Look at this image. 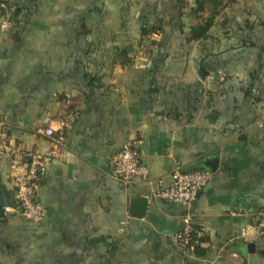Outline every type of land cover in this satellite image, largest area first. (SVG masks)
<instances>
[{
	"label": "crops",
	"instance_id": "0c3cea01",
	"mask_svg": "<svg viewBox=\"0 0 264 264\" xmlns=\"http://www.w3.org/2000/svg\"><path fill=\"white\" fill-rule=\"evenodd\" d=\"M155 1L0 0L8 205L13 165L25 151L50 154L38 190L47 215L37 224L6 211L0 264H264V237H241L264 211V0L228 4L209 38L192 42L182 30L196 19L152 15ZM158 15L161 39L142 43ZM73 112L55 144L45 130ZM134 139L149 177L125 187L114 158ZM214 156L219 168L190 208L155 197L176 168ZM134 196L149 200L144 218L130 214ZM187 216L206 237L199 254L176 242Z\"/></svg>",
	"mask_w": 264,
	"mask_h": 264
},
{
	"label": "built area",
	"instance_id": "2783aa9c",
	"mask_svg": "<svg viewBox=\"0 0 264 264\" xmlns=\"http://www.w3.org/2000/svg\"><path fill=\"white\" fill-rule=\"evenodd\" d=\"M9 21L3 23L2 29H9ZM78 118L76 112L68 114L60 123L59 129L48 128L45 135L52 138L57 145L66 140L67 131ZM262 126V125H260ZM50 154L42 152L25 151L21 164H14L16 170L13 175L14 195L13 202L5 208L6 211H18L25 219L34 223H41L47 215L46 208L38 201L39 184L42 180V169L49 160ZM114 179L123 186H129L135 179L147 180L149 170L140 160L139 141L130 140L114 158ZM213 174L205 169L184 172L179 167L172 174V182L168 188L155 193V197L186 208L195 202L199 192L211 184ZM264 237V211L260 214L256 224L243 229L241 237L246 238L250 233ZM194 233L189 216L185 218V228L176 238V242L186 247ZM193 250V247L190 249Z\"/></svg>",
	"mask_w": 264,
	"mask_h": 264
},
{
	"label": "trees",
	"instance_id": "16d2710c",
	"mask_svg": "<svg viewBox=\"0 0 264 264\" xmlns=\"http://www.w3.org/2000/svg\"><path fill=\"white\" fill-rule=\"evenodd\" d=\"M234 1L235 0H229L227 2V5L233 3ZM208 6H211L213 8V13L208 19L203 20L201 23H198L196 25H190L187 32L182 30V37L185 36L188 42H192L209 38L210 30L215 25L220 11H222L218 10V8L221 6L219 0H193V2L187 6L184 5L181 0H156L153 5H151L147 10H149L152 15H157L163 10H166L168 12V10L170 9H173V11L178 9L180 10V16L187 15V17L190 19H198L199 15L204 13L208 9ZM224 8L225 6L223 7V9ZM158 22L159 25H155L154 22H150V19L148 20V18L146 17V22L143 23L144 26L142 27L140 32L142 43L145 41H149L151 42L150 44H154L157 38L163 35L162 19H160ZM148 36H151L152 40H149ZM121 55H127V51L123 50L121 52ZM205 238L206 237L203 232L194 231L192 238L186 248L191 249L193 247V251L195 253H201Z\"/></svg>",
	"mask_w": 264,
	"mask_h": 264
},
{
	"label": "water",
	"instance_id": "95a60500",
	"mask_svg": "<svg viewBox=\"0 0 264 264\" xmlns=\"http://www.w3.org/2000/svg\"><path fill=\"white\" fill-rule=\"evenodd\" d=\"M203 169L209 171L211 174L215 173L219 168V158L218 156H214L213 158H209L203 162ZM201 193V192H199ZM11 205V204H10ZM8 205L4 196L0 194V219H4L5 217V208ZM149 206V200L146 197L134 196L131 198L130 204V214L136 217L144 218L146 216L147 210ZM253 246L250 245V249Z\"/></svg>",
	"mask_w": 264,
	"mask_h": 264
},
{
	"label": "rangeland",
	"instance_id": "374dc122",
	"mask_svg": "<svg viewBox=\"0 0 264 264\" xmlns=\"http://www.w3.org/2000/svg\"><path fill=\"white\" fill-rule=\"evenodd\" d=\"M140 1H143V0H140ZM147 1V0H146ZM153 1V0H152ZM183 3H184V5H189V4H191L192 2H193V0H181ZM229 0H219V2L221 3V6L218 8V10H222V11H220V14H219V16H218V20H219V18L221 17V16H223V15H225L224 14V10L227 8V2H228ZM225 6V8L223 9V7ZM222 8V9H221ZM213 13V8L211 7V6H208V9L204 12V13H202V14H200L199 15V17H198V19H196L195 20V23H201L203 20H206V19H208L210 16H211V14ZM160 15H158V16H156L155 18H153L152 19V22H154L155 23V25H159V20H160ZM148 39H150L151 40V36H148ZM161 39V36H159L158 38H157V40L159 41ZM146 50V49H145ZM146 52V51H145Z\"/></svg>",
	"mask_w": 264,
	"mask_h": 264
}]
</instances>
